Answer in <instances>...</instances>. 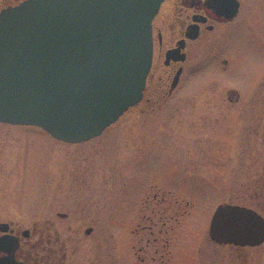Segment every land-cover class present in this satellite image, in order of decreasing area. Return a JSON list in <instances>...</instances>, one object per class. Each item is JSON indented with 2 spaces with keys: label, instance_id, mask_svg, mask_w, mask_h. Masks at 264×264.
<instances>
[{
  "label": "rangeland",
  "instance_id": "1",
  "mask_svg": "<svg viewBox=\"0 0 264 264\" xmlns=\"http://www.w3.org/2000/svg\"><path fill=\"white\" fill-rule=\"evenodd\" d=\"M236 40L243 57L233 65L245 71L243 81L236 76L232 84L187 82L181 91L211 96L231 85L242 90L263 60L252 41L243 35ZM256 101L248 97L221 107L214 100L177 110L168 104L170 110L154 113L130 110L98 136L77 143L55 139L36 126L0 122V219L27 228L55 218L56 211L68 212L70 222H58L65 234H74L68 223L77 229L95 224L92 234L110 240L118 260L124 250L120 243L132 239L131 228L154 209V220L171 217L170 262L185 264L188 257L195 264V241L207 233L215 207L255 203L249 189L264 186L262 113ZM139 233L135 236L144 235Z\"/></svg>",
  "mask_w": 264,
  "mask_h": 264
},
{
  "label": "water",
  "instance_id": "2",
  "mask_svg": "<svg viewBox=\"0 0 264 264\" xmlns=\"http://www.w3.org/2000/svg\"><path fill=\"white\" fill-rule=\"evenodd\" d=\"M163 0H23L0 11V122L65 142L99 135L142 96ZM209 234L257 243L264 218L218 204Z\"/></svg>",
  "mask_w": 264,
  "mask_h": 264
},
{
  "label": "flooded vegetation",
  "instance_id": "3",
  "mask_svg": "<svg viewBox=\"0 0 264 264\" xmlns=\"http://www.w3.org/2000/svg\"><path fill=\"white\" fill-rule=\"evenodd\" d=\"M21 1L0 0V11ZM151 30L152 59L142 96L127 111L154 113L170 110L168 104H173L172 110H177L181 105L192 108L204 103L208 106L214 100L217 105L226 107L251 97L257 99L256 105L259 99L264 136V0H163L151 21ZM237 35L252 41V47L261 50L263 60L243 89L231 85L211 96L201 91H181L187 82H192L191 86L198 85L200 80L232 84V77L236 76L243 81L245 71L233 65L239 56L243 57ZM235 71L237 75L232 76ZM221 73L228 77L222 79ZM248 107L251 109L250 104ZM3 146L1 143L0 155ZM17 157L20 158L18 153ZM249 190V197L257 202L234 204L251 208L264 218V186ZM156 194H153L155 199ZM163 195L165 192L161 193L159 201L165 199ZM154 211L143 213L131 228L132 239L120 243L124 250L118 260L110 250V240L92 234L95 224L77 229L68 223V230L74 234H65V226L58 222L68 221V212L56 211L55 218L48 216L41 224L27 228L13 219H0V264H172L169 260L172 248L167 250L172 241L169 239L171 217L154 220L150 215ZM79 230L84 235H78ZM139 232L144 235L136 237ZM202 238L195 241V264H264V239L254 244L220 243L210 236L209 224ZM188 259L186 257L185 264H189Z\"/></svg>",
  "mask_w": 264,
  "mask_h": 264
}]
</instances>
